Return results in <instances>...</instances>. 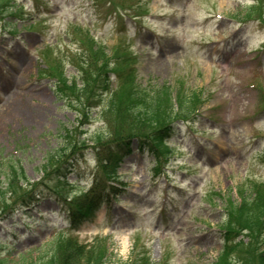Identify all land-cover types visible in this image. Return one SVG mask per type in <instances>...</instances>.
Wrapping results in <instances>:
<instances>
[{"label": "rangeland", "instance_id": "374dc122", "mask_svg": "<svg viewBox=\"0 0 264 264\" xmlns=\"http://www.w3.org/2000/svg\"><path fill=\"white\" fill-rule=\"evenodd\" d=\"M10 1L17 10H8ZM10 1L0 4V182L6 184L12 164L28 184L38 183L54 152L62 153L56 165L72 158L75 171L63 194L76 196L73 203L94 175L102 179L92 139L108 131L101 114L109 93L100 96L81 136L76 108L89 92L78 82L61 98L48 75L57 62L67 80L77 76L83 51L99 63L120 62L110 90L117 73L132 69L150 94L164 86L173 96L197 94L196 117L177 121L162 159L141 153L134 141L106 182L113 198L91 224L65 238L88 246L99 241L108 264L144 256L151 264H240L224 249L225 211L227 201L240 202L241 189L264 191V0ZM30 215H18L17 224L0 221V246L11 244L0 248L2 257L17 261L68 227L53 197Z\"/></svg>", "mask_w": 264, "mask_h": 264}, {"label": "trees", "instance_id": "16d2710c", "mask_svg": "<svg viewBox=\"0 0 264 264\" xmlns=\"http://www.w3.org/2000/svg\"><path fill=\"white\" fill-rule=\"evenodd\" d=\"M4 1L0 0V4ZM10 4L11 1L9 5L7 2L8 10H17L14 3L12 6ZM90 41L91 39L88 40V44ZM89 57L91 56H87L85 51L79 54V65L77 63L78 67H76L78 75L71 80L63 76V66L57 62L50 67L52 70L48 76L54 80L56 93L60 97L66 96L65 92L75 89L78 82L81 85L80 91L89 92L90 100L85 102L84 106L80 104L76 108V112L81 114L78 115L79 122H77L81 136L86 133L83 128L87 126L92 109L97 105L100 96L109 93L108 104L104 109L106 111L101 114L108 131L106 135L98 134L92 139V142L99 143L96 147L99 149L96 155V168L97 174L100 173L102 179L94 175L91 187L87 191L80 192L78 202L73 203L72 199L76 196L70 198L67 194H63L64 185H67V176L75 171L71 163L72 158H67L65 163L56 165L62 153H50L46 164L41 166L40 170L44 179L33 185L24 180L23 173L14 165H8L7 170L10 175L7 174L6 184L0 182V221L14 223L16 216L20 214H24L26 219H32L30 211L35 210L42 200L54 197L66 207V221L69 227L65 231L53 234L46 245L42 244L34 250L18 255L17 261L2 257L0 252V264H108L106 249L103 246L99 243L91 246L78 245L73 240L65 238L67 230H80L84 224L94 219L102 205L108 203L112 192L106 188V182L115 179L116 171L131 153L134 141L141 153L165 157L169 149L164 153L161 148L175 132L177 121L187 122L190 118L196 117L194 107L199 102L197 94L180 97L176 93V96H173V92L167 86L150 94L137 85L131 74L132 69H128L126 73L123 72V75L117 73L116 78L119 82L116 84L115 91H112L109 89L110 77L121 63L117 62L111 66L110 62L103 64ZM45 58L46 56L43 59ZM89 66L92 69L88 68ZM93 68L96 70L94 71ZM97 70L100 73L96 72ZM88 71H91L89 77H87ZM68 134L70 135L71 132ZM105 136L108 138L107 142H103ZM84 141L83 139L82 142L85 143ZM23 182H26L25 186ZM54 182H56L55 186ZM260 187V185L254 186L249 195L241 189L238 204L227 201L225 212L229 222L223 234L226 243L224 249H228L230 254H237L236 256L240 257L238 261L240 264H264V229L262 228L264 191ZM23 225L29 226L26 222H23ZM240 237L249 239L248 243ZM4 247L10 250L11 244L4 243L0 246V248ZM229 253L222 252L220 256L228 257ZM7 254L10 255V252L7 251ZM131 264L151 263L149 257L144 256Z\"/></svg>", "mask_w": 264, "mask_h": 264}, {"label": "bare ground", "instance_id": "6f19581e", "mask_svg": "<svg viewBox=\"0 0 264 264\" xmlns=\"http://www.w3.org/2000/svg\"><path fill=\"white\" fill-rule=\"evenodd\" d=\"M5 108H7V107H4V106H3V109H5ZM3 109H2V110H3Z\"/></svg>", "mask_w": 264, "mask_h": 264}]
</instances>
